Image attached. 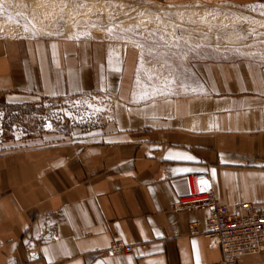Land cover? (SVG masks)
Segmentation results:
<instances>
[{"label": "crops", "instance_id": "crops-1", "mask_svg": "<svg viewBox=\"0 0 264 264\" xmlns=\"http://www.w3.org/2000/svg\"><path fill=\"white\" fill-rule=\"evenodd\" d=\"M110 56L120 71L109 69ZM136 63L133 48L100 37L0 36L1 103L117 96L111 122L91 141L0 145V264H49L45 248L51 264H196L197 253L200 264H215L222 253L210 245L206 213L173 210L189 174H207L229 209H264V60L193 61L186 69L176 60L173 74L203 90L138 104L121 94L135 85ZM176 152L196 159L167 158ZM184 168L192 171H177ZM115 241L132 251L103 254ZM240 264H264V252Z\"/></svg>", "mask_w": 264, "mask_h": 264}, {"label": "rangeland", "instance_id": "rangeland-1", "mask_svg": "<svg viewBox=\"0 0 264 264\" xmlns=\"http://www.w3.org/2000/svg\"><path fill=\"white\" fill-rule=\"evenodd\" d=\"M251 6L203 0L176 4L150 0H0V36L76 37L77 33L86 32L88 35L80 37H100L133 48L136 51V69L141 59V49L136 45L140 43L145 46L144 66L151 69L153 75L163 78L170 75L167 66L161 67L164 61L172 66L179 59L171 54L160 56L163 49H158L153 56L147 54V48L156 46L160 34L179 35L193 46H202L187 54L181 65L184 69L193 61L242 57L264 60L261 58L264 54V15L260 14L258 7L253 10ZM32 24L35 25V35L31 31ZM25 25L29 31H25ZM137 25L139 27L135 28ZM173 25H176L175 30ZM130 26L134 27L133 32L121 31ZM109 28L112 32L108 31ZM148 30L155 35L150 37ZM45 32L54 34L43 35ZM216 47L222 50L239 48L240 53L216 52ZM183 75L185 77L184 71ZM188 88L185 91L177 87L173 95L191 93L194 87ZM133 89L134 86L124 88L121 94L129 95L131 99ZM165 96L169 95L155 98ZM115 98L117 96L110 93H97L66 99H28L15 106L0 102V145L91 141L95 135L89 133L96 134L111 122V102ZM77 101H89L105 110L90 116L85 104L73 107ZM62 108L81 119L68 118L63 113L54 117L53 113ZM45 118L52 121L51 129L43 127Z\"/></svg>", "mask_w": 264, "mask_h": 264}, {"label": "built area", "instance_id": "built-area-1", "mask_svg": "<svg viewBox=\"0 0 264 264\" xmlns=\"http://www.w3.org/2000/svg\"><path fill=\"white\" fill-rule=\"evenodd\" d=\"M201 181H208L203 185ZM186 193L174 204L175 212L203 210L206 213L207 237L212 248H219L222 258L215 264H240L246 256L264 252V209L246 202L229 209L221 204L207 174L185 176ZM204 189L203 191L201 189ZM199 223L192 226L198 232ZM132 251V246L115 241L103 254L120 255Z\"/></svg>", "mask_w": 264, "mask_h": 264}, {"label": "snow or ice", "instance_id": "snow-or-ice-1", "mask_svg": "<svg viewBox=\"0 0 264 264\" xmlns=\"http://www.w3.org/2000/svg\"><path fill=\"white\" fill-rule=\"evenodd\" d=\"M251 7L253 10H256V8L258 7L260 9V14L264 15V3H261L259 5H252ZM138 27L139 25L135 26V28H138ZM175 28H176V25H173L174 30ZM25 31H29L28 25H25ZM31 31L33 35L36 34V29H35L34 24L31 25ZM108 31L112 32V28H109ZM121 31L122 32H133L134 27L130 26L127 29H121ZM148 31H149L150 37L155 35V33L152 30H148ZM53 34L54 33H50V32L43 33V35H48V36H51ZM56 34L58 35L59 33H56ZM86 35H88V33L86 32L77 33L76 38L78 39L80 36H86ZM117 38L124 39L125 37L118 36ZM136 46L141 49V59H140V65L136 69L134 89L131 92V102L132 103L138 104L141 102L154 100L155 97L159 95H173L175 94V89L177 87L184 89L185 91L189 90L188 85H186L182 80H179L177 75L173 74L175 70L172 68L171 64L167 60L164 61V65H161V67L167 66L170 70V75L164 76L163 78H161L160 76L153 75L152 70L144 66L143 57L145 54V51H144L145 46L140 43H138ZM52 47L53 49H55L56 46L52 45ZM201 47L202 46L199 44L194 45V46L191 45L189 41L183 40V37L179 35L160 34L159 40L156 43V46L147 48V54L149 56H153L157 52L158 49H163V51L159 52L160 56H167L171 54L172 56L178 58L181 62H183L189 52L195 51L196 49H199ZM215 51L216 52L234 51V52L240 53L239 48L222 50L219 47H216ZM241 54L243 55L244 53H241ZM247 55H254V53H247ZM53 57H55V51L53 52ZM261 58L264 59V54H262ZM108 65H109V69L120 71L119 68L113 69V61H112L111 56L109 57ZM100 78L101 80H103L104 76L101 75ZM202 90H203L202 85L200 86L199 89L197 88L191 89L192 92H197V91H202ZM92 99L95 100V97H93ZM65 103H68V102L66 101ZM81 103L85 104L87 109L90 110L89 111L90 116L95 115L97 113H101L105 110L102 107L98 106L97 104L89 102V101H82V102L77 101L73 104V107H77ZM60 113H63L68 118L81 119V118L74 116L73 112L69 111L66 108L57 109L53 113V116L54 117L59 116ZM43 127L45 129H51L52 121L45 118V123L43 124ZM89 134L95 135V133H89ZM17 139H19V137H17ZM167 158L183 159V160H195L196 159V157L190 154L181 153V152H176L174 154L170 153ZM221 162H224V161L222 160ZM261 166L264 167V165H261ZM177 171L190 172L192 171V169L184 168V169H178ZM212 174L213 176H215V169L212 170ZM200 183L203 185H207L208 181H201ZM201 190L203 191L204 189L202 188ZM156 235L159 237L161 234L157 232ZM25 243H28V242L25 241ZM192 245H193L194 253H196L197 243L195 240L192 241ZM62 251H64L65 255H69V253H67L66 250L62 249ZM45 253H46V258L49 260V264H51V253L49 252V249L45 248ZM96 264H109V262L103 261V260H97ZM128 264H131V257H128ZM149 264H163V262L162 261H150ZM196 264H200L198 253L196 255Z\"/></svg>", "mask_w": 264, "mask_h": 264}]
</instances>
